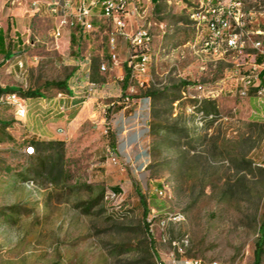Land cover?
<instances>
[{
  "label": "rangeland",
  "instance_id": "obj_1",
  "mask_svg": "<svg viewBox=\"0 0 264 264\" xmlns=\"http://www.w3.org/2000/svg\"><path fill=\"white\" fill-rule=\"evenodd\" d=\"M32 1L24 12V0H14L0 27L3 88L40 96L65 90L55 84L67 86L83 55L92 59L94 82L117 79L116 69L98 72L100 62H109V27L101 18L92 17L89 32L75 28L55 39L51 19L32 13ZM245 6L264 8V0H245ZM138 8L153 55L146 82L130 83L134 92L110 98L104 108L87 106L85 121L63 135L50 126L53 120L30 117L23 126L0 106V264L254 263L264 221V109L255 108V92L244 99L221 92L195 108L194 93L184 92L191 83L226 87L220 80L236 59L247 58L206 60L200 71L189 46V2H140ZM126 56L121 43L124 73ZM125 96L140 99L141 153H110V120ZM32 139L42 144L26 155Z\"/></svg>",
  "mask_w": 264,
  "mask_h": 264
},
{
  "label": "built area",
  "instance_id": "obj_2",
  "mask_svg": "<svg viewBox=\"0 0 264 264\" xmlns=\"http://www.w3.org/2000/svg\"><path fill=\"white\" fill-rule=\"evenodd\" d=\"M190 4L193 39L189 44L191 50L200 58L199 70L204 71L206 60L213 62L228 61L245 55V62L235 60L234 69L221 82H228L225 87L219 83L206 85L191 83L185 86L184 92L191 93L196 106L202 101H214L218 94L232 93L240 99L249 97L255 92V106L264 105V27L260 28L258 16L264 19V8L246 7L245 0H187ZM151 3L152 0H34L32 13L44 12L52 21L53 36L59 39L65 33L79 28L82 32L93 30L92 17L97 15L108 25L107 48L109 62L102 61L98 66L99 74L109 70V65H120L118 56L120 44L127 48L124 68L128 72L127 91L131 94L134 88L131 82L143 84L153 55V37L141 23L138 3ZM98 12H95V11ZM260 59V61H259ZM19 73L23 63L16 62ZM75 71L65 90H56L48 96L23 97L15 92L1 93L0 106L8 107L15 121L24 126L28 118L36 122L63 118L66 120L69 110L76 104H84L95 97L102 83L94 82L92 59L89 55L81 56L75 63ZM0 87L2 85L0 84ZM4 89V88H3ZM183 92V94H184ZM128 100V99H127ZM264 118V117H263ZM42 127L40 129L43 130ZM30 130H33L31 125ZM36 131V130H35ZM58 135L65 134L63 126H56ZM40 136L39 131L32 132ZM44 137L47 138L46 135ZM26 155H33V145H26ZM112 160H115L112 158ZM181 264H217L206 263L199 259L184 258Z\"/></svg>",
  "mask_w": 264,
  "mask_h": 264
},
{
  "label": "crops",
  "instance_id": "obj_3",
  "mask_svg": "<svg viewBox=\"0 0 264 264\" xmlns=\"http://www.w3.org/2000/svg\"><path fill=\"white\" fill-rule=\"evenodd\" d=\"M14 0H0V27H3L5 23V19L9 16H11V4ZM27 0H24V12H28ZM31 7V4H30ZM110 70L116 69L117 74L115 75V78H117L119 81H122L124 76V70H122L121 66H112V68H109ZM116 80H108L104 83H102L100 89L97 91L95 97L87 100L83 106H81L80 110L77 112L76 116L69 120V117H66V120L63 118L54 119L53 122H49L50 126H63L66 132H71L75 130L76 127L81 125L85 121L84 111L87 106L96 104L98 108H104L107 106L106 101L109 100L112 97L116 96H122L124 93H126L127 88L123 89L122 86H120L117 83ZM134 92V91H133ZM129 94V93H127ZM124 101H122V107L118 108L116 112L113 114V119L110 120V126L111 129L114 131V139L112 141L111 145V151L110 153H141L142 152V131H139V128L141 126L140 114H139V108H140V99H129L127 96H125ZM128 99V100H127ZM116 104H119L121 102L115 101ZM124 103V104H123ZM113 103L111 102L110 105ZM80 105V104H76ZM72 107L68 115L72 110H74L76 107ZM129 108L132 111H128ZM255 108H257L255 106ZM261 110L264 109L262 106L260 108ZM126 113L128 115H126ZM131 115V117H129ZM261 116L264 117V114L261 113ZM133 120L134 127L128 128V126L125 125V120ZM76 120V121H75ZM101 121H103L101 119ZM47 123V125H49ZM48 138V137H47ZM53 138V137H50ZM109 150V149H106Z\"/></svg>",
  "mask_w": 264,
  "mask_h": 264
},
{
  "label": "trees",
  "instance_id": "obj_4",
  "mask_svg": "<svg viewBox=\"0 0 264 264\" xmlns=\"http://www.w3.org/2000/svg\"><path fill=\"white\" fill-rule=\"evenodd\" d=\"M158 1L159 0H152V2H154V3H157ZM0 37H1V33H0ZM259 61H260V59H259ZM127 83H128V72L125 69V73H124V76H123V79H122V88L123 89H125L127 87ZM55 85L61 86V87H63V88L66 89L65 81L57 82ZM5 92H8V93L15 92V93H17V94H19L21 96H24V97H28V96H33V97L34 96H40L36 90H33V91H22L19 88H11V89H5L4 88L3 89V88L0 87V94L1 93H5ZM77 106H79V105H76L75 106L76 108L70 112L69 120H72L76 116V114L78 112V108H79ZM28 144L33 145L34 148H35V152H36V150H38V146L40 144H42V143L41 142H38V141H34L32 139L31 141H28L26 145H28ZM115 190H117V188H115ZM263 236H264V221H263V228H262L261 234H260V240H258L255 243V246H256L255 251H254V253H255V260H254V263L253 264H259V262H260V256H261V254L263 252V244H264V239H263L264 237Z\"/></svg>",
  "mask_w": 264,
  "mask_h": 264
}]
</instances>
